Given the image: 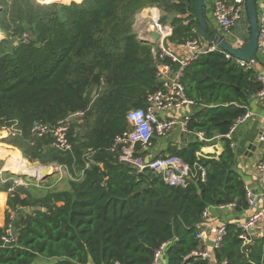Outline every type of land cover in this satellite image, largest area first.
Listing matches in <instances>:
<instances>
[{
	"label": "trees",
	"instance_id": "1",
	"mask_svg": "<svg viewBox=\"0 0 264 264\" xmlns=\"http://www.w3.org/2000/svg\"><path fill=\"white\" fill-rule=\"evenodd\" d=\"M196 3L0 0V135L10 126L17 130L1 142L24 158L0 144L3 168L12 161L28 167L56 164L70 176L64 190L41 192L12 181L0 188L8 193L4 225L16 223L17 234L15 245L0 247V264H150L162 243H167L166 264H211L184 258L202 247L195 236L206 209L231 204L238 212L247 209L245 186L233 170L234 154L224 136L261 87L256 71H243L219 51L201 54L184 68L181 82L193 101L186 129L194 138L170 155L190 167L186 187L169 186L146 170L148 182L109 151L115 136L129 129L128 111L143 108L159 86L152 45L133 31L135 15L160 10L161 24L171 28L165 40L170 49L199 39ZM206 9L204 3L211 26ZM77 111L84 114L67 132L71 151L52 148V132L31 134L34 123L52 129ZM215 138L223 142L218 159L198 158L203 140ZM195 164L205 171L203 181ZM226 228L215 252L217 264H264L260 243L243 245L238 229Z\"/></svg>",
	"mask_w": 264,
	"mask_h": 264
},
{
	"label": "built area",
	"instance_id": "2",
	"mask_svg": "<svg viewBox=\"0 0 264 264\" xmlns=\"http://www.w3.org/2000/svg\"><path fill=\"white\" fill-rule=\"evenodd\" d=\"M40 4L60 3L69 4L76 0H35ZM67 2V3H66ZM212 17L214 24L221 32V36L226 40L229 37L233 40L232 47L242 48L246 45L249 35V26L245 29V39L233 36V29L246 17L245 0H212L211 4ZM146 15L138 14L140 21L148 19V37L145 40L153 47L156 46L157 51H153V59L155 63V77L158 81V88L149 93L146 97V105L143 108L132 109L128 111L126 120L129 129L115 136L112 146L109 151L117 154V161L125 166L133 167L137 172L150 171L161 176L163 181L173 187H186L188 180L191 177L190 167L177 156H151L148 155V150L152 146V139L156 137L166 136L174 127L180 126L187 133L186 124L190 118H185L184 121L175 119H163L159 116L160 113L168 112L172 109L180 108L184 105H193V101L185 95V87L181 82V77L184 68L192 61L197 59L201 54L208 51H219L228 60H234L243 71L255 70L260 64L258 57L251 58L248 61L238 60L233 58L227 52L221 51L211 45L205 44L204 41L193 39L182 45L187 50V55L179 57L173 51L165 46V39L170 35V26L161 25L160 13L155 8L145 11ZM259 25L258 51L264 50V6L257 12ZM156 34L157 39L153 37ZM25 39L26 36L23 35ZM227 41V40H226ZM152 51V50H151ZM176 64L177 69L173 70L172 65ZM257 82L260 83V89L254 95L264 100V74H257ZM84 111H77L65 119L56 123L52 129L47 125L34 123L31 128V134L37 137H42L46 133L52 132L53 141L51 147L62 152H69L72 149L67 138L69 124L74 119H80ZM249 118V113L246 111L244 115L239 117L224 138L231 142L232 137L238 125ZM199 139H203L201 134H197ZM261 141L264 142V137L261 136ZM196 165V164H195ZM199 171L200 179L203 181L205 177L204 169L196 165ZM260 172L261 185L264 188V157L259 161L257 166ZM14 186H24L23 181L15 178L12 179ZM245 197L247 208L252 210L251 215L245 222L238 225V239L243 245L251 243L250 230L260 222L264 221V191L261 194L254 193L251 189L245 188ZM232 206V204H231ZM203 222L199 224L195 239L202 243V247L195 249L187 255L184 260L192 262L206 261L211 264H217L215 252L220 249L223 239L227 234L226 225L214 226L211 224L205 225L207 219V209L202 213ZM0 233V240L3 242V247L13 246L17 241L15 226L12 223L4 225ZM211 237V245L208 246L205 242L206 237ZM167 248V243H162L153 253V258L150 264H160L161 258L164 256ZM222 264H225L222 263Z\"/></svg>",
	"mask_w": 264,
	"mask_h": 264
},
{
	"label": "crops",
	"instance_id": "3",
	"mask_svg": "<svg viewBox=\"0 0 264 264\" xmlns=\"http://www.w3.org/2000/svg\"><path fill=\"white\" fill-rule=\"evenodd\" d=\"M81 1L82 0H76V3H80ZM211 4L212 0H205V5L207 6L206 14L211 21V26L214 25L212 26V28L216 31L217 34L221 35L220 30L214 24L213 21ZM258 6L260 11L264 6V0H259ZM245 22L246 20L244 19L233 29V36L238 34L242 35L243 37L246 36L245 29L247 28V25L245 24ZM140 41L146 42L145 40ZM170 50L177 54L179 57H184L187 55V50L183 48L182 45H172ZM257 57L259 60H261L262 63L259 64L256 68V73L264 74V50L258 51ZM246 111L249 113V118L237 126L230 142V147L234 154L233 170L237 173L241 181L244 183L245 188L251 189L256 194H261L263 193L264 188L261 185L260 172L257 166L259 161L264 157V143L261 141V136L264 135V100L255 96L251 97L247 103ZM192 113L193 107L190 105H184L180 108L172 109L163 114L160 113L159 116L163 119L172 118L182 122L185 120V118H190L192 116ZM193 138L194 136H190L189 134L184 132L180 126H176L164 137L154 136V138L152 139V146L148 150V155H170V151L172 149H184L189 143L193 141ZM203 141L204 144L199 150V152L196 153V156L198 158L202 157L217 160L223 152L222 139L215 138L212 140ZM250 143H253L255 147L254 151L247 149L251 145ZM15 162L16 161H12V163ZM2 173L11 174L14 178L2 177ZM14 174L15 173H12L7 169L1 168L0 188L6 184V181L10 182L12 181V179L15 178L19 180L23 178L32 182L35 181V178L32 177V175L30 174ZM52 178H55V176L53 175ZM65 179H70V176L68 175V177H65ZM60 180L61 183L64 181L62 180V176L58 177L56 183L61 184ZM52 187L53 185H51L52 190H64L67 189L69 186L67 183V186H60L56 188ZM4 190L5 189H0V229L4 226L5 211H7L6 202L8 193ZM251 213L252 210L248 208L240 212L236 211L234 204H232V206L226 205L210 207L207 209V219L204 224H211L214 226L230 225L237 228L238 225L242 224L247 220ZM250 235L252 245L260 243L264 247V221L260 222L255 227H253L250 230ZM211 240V237H206L205 242L208 246L211 245Z\"/></svg>",
	"mask_w": 264,
	"mask_h": 264
},
{
	"label": "water",
	"instance_id": "4",
	"mask_svg": "<svg viewBox=\"0 0 264 264\" xmlns=\"http://www.w3.org/2000/svg\"><path fill=\"white\" fill-rule=\"evenodd\" d=\"M204 3L205 0H197L196 3V20L197 26L195 29L198 37L206 42L207 45H211L221 51L227 52L233 58L243 61H248L251 58H257L258 54V37H259V25L257 19V9L255 0H245L246 17L249 23V38L246 45L242 48L232 47L229 41H226L221 35L211 30V26L208 24L204 15ZM210 33L211 36L208 34ZM155 39L158 38L156 34L153 35ZM264 137V135H262ZM264 143V142H263ZM247 148L254 151L255 147L253 143ZM52 167L45 168L41 171L40 176L44 180L51 175ZM137 176L144 177L150 182V178L144 172H137ZM16 175V174H14ZM145 187H141L137 193L144 191ZM14 226L16 224L14 223ZM0 247H3V242L0 240Z\"/></svg>",
	"mask_w": 264,
	"mask_h": 264
},
{
	"label": "rangeland",
	"instance_id": "5",
	"mask_svg": "<svg viewBox=\"0 0 264 264\" xmlns=\"http://www.w3.org/2000/svg\"><path fill=\"white\" fill-rule=\"evenodd\" d=\"M64 1H69V0H64ZM258 1L259 0H257L256 1V9H257V12L259 11V6H258ZM63 4H64V2H63ZM152 8H155V7H152ZM152 8H146V9H144V10H139L138 11V13L135 15V17H134V22H133V26H132V28H133V31H134V33L137 35V38H139V40H143V39H146V37H148L149 35H148V19H146V20H143V21H140V19H139V16L137 17V15L138 14H141L142 16H145L146 15V10H148V9H152ZM156 10H158L157 8H155ZM159 11V13H160V17L163 15V13L160 11V10H158ZM246 20V22H245V24L247 25V27L249 26V23H248V20L247 19H245ZM162 25V24H161ZM164 26V25H163ZM212 26H214V25H212ZM247 35H249V33H248V31H247ZM236 37H238V38H242V39H245L242 35H240V34H238V35H236ZM3 37H2V35L0 34V40L2 39ZM141 38H143V39H141ZM167 39V38H166ZM165 39V40H166ZM226 40L227 41H229L230 43H232L233 42V40L232 39H230L229 37H226ZM203 41V40H202ZM16 43H14V45H15ZM205 44H206V42H205ZM166 46V45H165ZM167 47V46H166ZM158 49V48H157ZM157 49H156V46L155 47H153L152 46V51H151V53H152V57H153V55H154V52L153 51H157ZM154 60V59H153ZM78 119H74L73 121H71L70 122V124H69V128H70V126L72 125V122H74V121H77ZM79 121V120H78ZM17 133V130L15 129V127L14 126H10L9 128H7V130H6V134H4L3 136L2 135H0V144H2L3 146H7L6 148H8L10 151H18L17 149H15V148H13V147H11V146H8V145H6V144H4V143H2L1 141H3V139H6L8 136H11V137H13V136H15V134ZM19 152V151H18ZM20 153V152H19ZM20 155H21V153H20ZM21 157H22V155H21ZM23 158V157H22ZM24 159V158H23ZM0 161H2L3 163H2V168H3V166H4V160L3 159H0ZM25 161H27L26 159H25ZM28 162V161H27ZM10 163H12V162H10ZM13 164H15L16 165V168H18L19 170H20V172H18L17 174H27V171H26V169H25V167H26V165H22V164H20V163H17V162H15V163H13ZM10 164H8L7 166H6V168L5 169H9V166ZM41 166H39V165H35V166H32V167H30L31 169V171H30V175H32V177H34L35 179V181L34 182H32V183H30V182H27V181H25L26 179H21L22 181H24L23 183H24V186L23 187H30V186H35V187H38V188H43L44 190H42L41 189V192L43 191H45V189H51V185H53V187L52 188H56V187H60V186H67V183H68V181H69V179H65V177H68V174H67V172H66V170L64 169V168H62V167H60V166H58V165H56V164H51V165H48V166H43L44 168H48V167H52V169H51V175L50 176H48L46 179H44V180H42V178H41V176H40V170L38 171V169L40 168ZM42 167V168H43ZM28 168V167H27ZM32 172V173H31ZM55 173V174H54ZM53 175L55 176V178H52L53 177ZM59 176H62V180H64L62 183H63V185H62V183H61V180H60V183L61 184H58V183H56V181H57V179H58V177ZM56 184H58V185H56ZM40 191H39V193L38 194H40L41 193ZM162 259V261H161V264H166V261H165V259H163V258H161Z\"/></svg>",
	"mask_w": 264,
	"mask_h": 264
},
{
	"label": "bare ground",
	"instance_id": "6",
	"mask_svg": "<svg viewBox=\"0 0 264 264\" xmlns=\"http://www.w3.org/2000/svg\"><path fill=\"white\" fill-rule=\"evenodd\" d=\"M10 165L8 166L9 167V171L10 172H12V173H15V174H17L18 172H20V170L18 169V168H16V165L15 164H13V163H9ZM28 166H26L25 167V169H26V171H27V174H30V167H28ZM43 169H45L44 167L42 168V166L38 169V171L40 170V172L43 170ZM32 173V172H31Z\"/></svg>",
	"mask_w": 264,
	"mask_h": 264
}]
</instances>
